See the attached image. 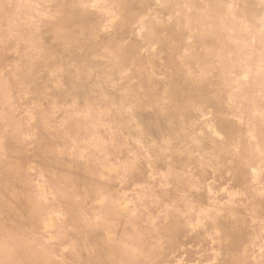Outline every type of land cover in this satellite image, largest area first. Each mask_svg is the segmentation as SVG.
<instances>
[{
  "label": "rangeland",
  "instance_id": "rangeland-1",
  "mask_svg": "<svg viewBox=\"0 0 264 264\" xmlns=\"http://www.w3.org/2000/svg\"><path fill=\"white\" fill-rule=\"evenodd\" d=\"M72 4L93 25L82 29L80 16L79 26L64 22L68 6L58 0L0 2V208L24 195L44 208L35 236L45 237L51 260L231 264L225 257L235 252L233 264H264V0ZM79 29L93 53L65 55L67 35L79 39ZM60 65L115 104L118 125L63 92ZM235 89L250 93L239 112ZM40 151H54L46 163L64 161L83 178L88 198L72 196L77 228L58 194L69 185L41 165ZM119 225L134 237L121 243L126 259L118 261L105 247ZM224 233L232 242L221 245Z\"/></svg>",
  "mask_w": 264,
  "mask_h": 264
},
{
  "label": "bare ground",
  "instance_id": "bare-ground-1",
  "mask_svg": "<svg viewBox=\"0 0 264 264\" xmlns=\"http://www.w3.org/2000/svg\"><path fill=\"white\" fill-rule=\"evenodd\" d=\"M1 1L2 0H0V2ZM58 2L66 3L68 6L67 7L68 11L66 10L62 14V16H63L62 20L64 22L72 23L71 21H73L76 25H78L76 23V19H77V16H80V17H84V21H85L84 24H82V29L88 28V27H90V25H93V21H91V19H89L87 16H85V14H87V12H86L87 9L85 11L84 9L80 8L78 5L77 6L74 5L75 3L72 4V0L69 2H68V0H58ZM35 7L33 6V8L31 9V12L33 11V9ZM9 19H10V21L15 22L17 20V17H16V15H12V16H9ZM221 26H222V24L219 27H221ZM82 29H79V31L81 32ZM39 32H40V27L37 26L35 29L36 35ZM82 35H83L82 36L83 38L79 36L78 37L79 39H77V37L74 38L75 35H74V37L72 35H67L68 36L67 41L69 42V45H68V51L66 52L65 55L72 53V54H74L73 57L77 58L78 53H79L77 50L80 48H84V50L82 51L84 54H87V55L90 54L91 55L93 53V51H94L93 46L94 45L93 46L89 45L92 38H90L89 35H86V33H82ZM80 54H82V53H80ZM122 54L126 55L124 50H122ZM171 64H173V63H171ZM92 66H93V64H92ZM136 67H134L132 69V71H134ZM175 68H177V65H175ZM55 70L57 72V75L59 77L63 78L62 80L66 81V79H67L69 82V85L66 87L67 90H65L63 92H67V93L71 92V93H75V94L79 93V96L81 98H83L87 103H90V104H93L94 106H96L95 110H93V114H98V115L103 116L104 119L107 121L108 125H112V124L118 125L117 119H119L120 117L118 115L113 116L114 113L111 115V113L114 112L113 109L115 107V104L113 105L109 100L105 99V97L103 95L100 97L99 95H101V93L93 92V90H91L89 87L80 85L78 75H75L74 74L75 72H73V71H68V68L66 66L60 65ZM176 77L178 79H184L185 78L183 76V73H180V71H178L176 73ZM221 85H223V84H221ZM244 87H245V85H244ZM203 88H206V87L203 86ZM95 93H98V95H95ZM190 93H192L191 89L186 90V98L189 99V101H191ZM232 95L234 97L233 109L237 112H239L238 101L241 98H245L246 100L250 99V93L246 89H235V90H233ZM189 101L187 102V104L179 106V109L185 110L188 107L187 105L189 104ZM135 103H137V102H135ZM179 112H181V111H179ZM160 114L163 115V109L160 110ZM98 115H96V116H98ZM114 127L120 128L118 126H114ZM167 127H169V126H166V128ZM120 130H122V128ZM257 137L259 139L260 145L262 146V148L264 150V133L262 131H260L258 133ZM38 156H39L38 159H39L42 166H44L46 168V164H47V166L50 170L58 171V173L60 174V176H59L60 178L58 180L59 183H62V184L68 183V185H69L68 188L69 189L72 188V190L74 191L73 195H71V196H68V194H67V191L69 189L68 190H65V189L60 190L58 194L61 197V199L63 200V204L65 205L66 215H68L70 213L68 215V217H71V219H72L70 221L72 223V226L77 228L78 223H77V220L74 219V210H77V207H76V209L74 208L73 202H75V199H73V197H75V196L82 197V201H84L88 198L87 197L88 195L81 188V180H83V178L81 176H79L78 173L72 171L73 167L69 168L68 164L64 161L53 162L54 163L53 165L46 163V156L47 157H54L55 156L54 151H53V153L52 152H46V151H40V152H38ZM155 157H156V154H155ZM52 161H53V159H52ZM87 175H88L87 178L93 177V174H87ZM95 177H96V175H95ZM94 181H95V179H94ZM90 186L91 187H89V192L92 190V188L94 189V187H92L91 184H90ZM166 201H167V199H165V197L162 195V199L160 200L159 203L163 204ZM112 203L113 202H111V204ZM43 209H40V206L36 203V201H33L32 198L30 199L26 195H24L23 197L15 196L13 198L12 206L0 208V215L5 217V218L0 219V264H76L78 262L76 259H74L75 254L72 255L71 257H69L68 259H65L64 261H62V260L56 261V260H51V259L47 258L46 252H49L48 250H50L51 248L47 245L45 237L35 236L36 233H38L39 229L41 228V224H40V222H41L40 217L41 216L36 218V215H37V213L42 212ZM105 211H107L110 215L111 214L115 215L116 217H118L120 215L118 210L116 211V210L111 209L110 206L108 207V204H107ZM168 212H170V211H168ZM120 228L121 227L119 225L115 229L117 240L116 241H110V242L106 243V247H105L106 255L108 256V254H114L117 257L118 261L126 259V254H125L124 248L122 247L121 243L126 242V241H128L134 237L133 230H131L129 234H124V233H120V231H119ZM4 231H6V233ZM229 236L226 234L222 235V238L224 237L223 239L228 240V241L226 243H223L221 241L220 242L221 245L232 242V240H230L232 238ZM38 251H40V253H38ZM226 251H227V249H226ZM235 254H236L235 252H231V253L227 254L225 259L228 260L231 264L238 262V256ZM105 261H106V262H104L105 264H113L112 263L113 261L111 260L112 262H110L108 257L106 258Z\"/></svg>",
  "mask_w": 264,
  "mask_h": 264
}]
</instances>
